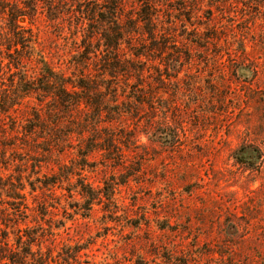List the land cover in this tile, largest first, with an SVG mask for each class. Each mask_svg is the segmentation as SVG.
Listing matches in <instances>:
<instances>
[{"label": "rangeland", "instance_id": "1", "mask_svg": "<svg viewBox=\"0 0 264 264\" xmlns=\"http://www.w3.org/2000/svg\"><path fill=\"white\" fill-rule=\"evenodd\" d=\"M153 1L167 35L155 46L124 41L126 70L109 82L117 102L106 95L98 126L76 111L58 133L71 130L64 144L41 146L45 154L31 141L42 153L33 160L7 152L28 159L2 168L24 176L29 210L18 222L41 235L56 264H264V7ZM74 2L56 0L31 26L36 57L76 76L83 28ZM244 146L255 148L246 164L235 157ZM61 167L67 179L42 187ZM81 182L95 197L89 209Z\"/></svg>", "mask_w": 264, "mask_h": 264}, {"label": "trees", "instance_id": "2", "mask_svg": "<svg viewBox=\"0 0 264 264\" xmlns=\"http://www.w3.org/2000/svg\"><path fill=\"white\" fill-rule=\"evenodd\" d=\"M74 1L79 9H74L73 5V10L81 17L83 28V49L79 54L83 59V70L76 76L73 72L66 74L56 70L40 55L36 57V34L31 24L39 10H53L56 0H0V210L4 211L5 217L0 221V264L57 263L50 252L42 250L41 235L34 233L24 221L21 222L24 226L18 222L25 219L29 210L23 173H5L2 168H8L10 159L14 164H21L33 160L32 156L41 155V150L46 154L48 148L41 147L43 145L54 148L64 144V137L69 136L71 130L62 135L58 133L71 125V113L92 112L94 124L98 126L102 112L108 107L106 95H109L108 100L117 102L112 99L117 98L115 91L109 92L112 88L109 82L126 70L120 64L124 41L136 42L140 38L155 46L156 40L167 35V27L161 24L160 6L153 0H132L134 4L130 6V0ZM253 1L259 8L264 7V2ZM93 40L99 45L94 46ZM153 49L146 47L145 50ZM133 55L138 59L145 56L141 51ZM90 64L98 67L94 74L88 70ZM117 114L120 115L121 111ZM31 141L40 151L29 145ZM254 149L244 146L237 150L235 157L240 162L249 163ZM92 150L87 147L86 151H80L81 158L85 159ZM8 151L28 153L29 158L14 160ZM64 170L65 167H61L56 176L41 182L42 187L49 186L52 190L66 180L68 172L65 174ZM79 184L81 192L90 196L84 207L89 209L95 197L83 182ZM5 220L12 224L8 225Z\"/></svg>", "mask_w": 264, "mask_h": 264}]
</instances>
